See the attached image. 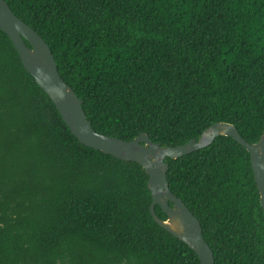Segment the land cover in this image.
<instances>
[{"label": "trees", "instance_id": "obj_1", "mask_svg": "<svg viewBox=\"0 0 264 264\" xmlns=\"http://www.w3.org/2000/svg\"><path fill=\"white\" fill-rule=\"evenodd\" d=\"M5 1L47 43L96 132H145L161 147L215 122L250 144L264 133V0ZM167 161L214 264H264L246 149L219 136ZM147 179L79 143L0 30V264H199L151 217Z\"/></svg>", "mask_w": 264, "mask_h": 264}, {"label": "water", "instance_id": "obj_2", "mask_svg": "<svg viewBox=\"0 0 264 264\" xmlns=\"http://www.w3.org/2000/svg\"><path fill=\"white\" fill-rule=\"evenodd\" d=\"M0 30L8 36L24 69L49 97L79 143L119 160L136 162L142 166L148 176L147 188L152 197L149 208L151 217L160 227L192 249L199 264H214V254L203 237L198 219L169 188L168 159L174 160L205 148L216 137H231L243 146L250 156L264 217V133L256 143L250 144L242 139L233 124L215 122L204 129L197 139L192 138L182 145L165 147L152 142L145 132L130 141L103 135L92 128L83 110L82 100L61 78L47 43L13 13L5 0H0ZM155 205L166 215L165 219L155 214Z\"/></svg>", "mask_w": 264, "mask_h": 264}]
</instances>
